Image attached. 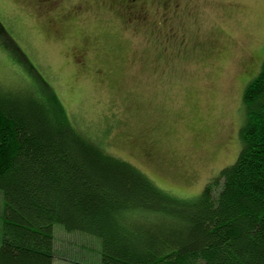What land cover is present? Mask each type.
Returning <instances> with one entry per match:
<instances>
[{"label": "rangeland", "instance_id": "374dc122", "mask_svg": "<svg viewBox=\"0 0 264 264\" xmlns=\"http://www.w3.org/2000/svg\"><path fill=\"white\" fill-rule=\"evenodd\" d=\"M44 2L0 0V92L44 79L78 127L180 197L235 162L264 0H139L142 20L126 0ZM54 237L57 260L100 264L93 235Z\"/></svg>", "mask_w": 264, "mask_h": 264}, {"label": "trees", "instance_id": "16d2710c", "mask_svg": "<svg viewBox=\"0 0 264 264\" xmlns=\"http://www.w3.org/2000/svg\"><path fill=\"white\" fill-rule=\"evenodd\" d=\"M25 91L0 92V264H69L55 224L96 237L100 264H264V59L235 162L188 197L78 127L44 79Z\"/></svg>", "mask_w": 264, "mask_h": 264}, {"label": "flooded vegetation", "instance_id": "af4514ba", "mask_svg": "<svg viewBox=\"0 0 264 264\" xmlns=\"http://www.w3.org/2000/svg\"><path fill=\"white\" fill-rule=\"evenodd\" d=\"M41 1V0H40ZM42 1H45L46 2V4H53V2H55V1H57V0H52L51 2H50V0H42ZM44 2V3H45ZM127 3V4H126ZM126 5H130V7H135L134 9H135V11H134V14H135V16L136 17H138V19H140V20H142L143 19V17H144V15L142 14V13H140L139 11H138V8H136V6H137V4H138V0H126ZM136 5V6H135Z\"/></svg>", "mask_w": 264, "mask_h": 264}]
</instances>
